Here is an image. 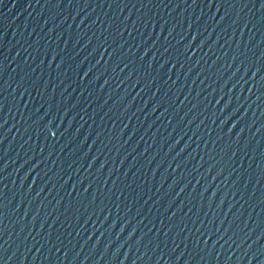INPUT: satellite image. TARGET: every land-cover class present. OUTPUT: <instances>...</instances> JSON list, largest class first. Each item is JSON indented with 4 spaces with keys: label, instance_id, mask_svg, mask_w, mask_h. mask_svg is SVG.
<instances>
[{
    "label": "water",
    "instance_id": "1",
    "mask_svg": "<svg viewBox=\"0 0 264 264\" xmlns=\"http://www.w3.org/2000/svg\"><path fill=\"white\" fill-rule=\"evenodd\" d=\"M68 264H264V0H203L132 117Z\"/></svg>",
    "mask_w": 264,
    "mask_h": 264
}]
</instances>
